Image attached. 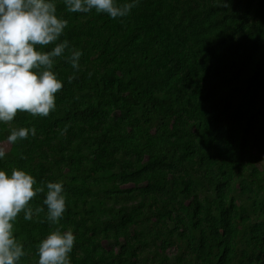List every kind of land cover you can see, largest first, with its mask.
<instances>
[{
    "label": "trees",
    "instance_id": "16d2710c",
    "mask_svg": "<svg viewBox=\"0 0 264 264\" xmlns=\"http://www.w3.org/2000/svg\"><path fill=\"white\" fill-rule=\"evenodd\" d=\"M56 5V107L0 121V168L45 189L13 221L18 264L57 227L74 232L72 264H264V0H139L117 18ZM20 127L35 134L10 143Z\"/></svg>",
    "mask_w": 264,
    "mask_h": 264
},
{
    "label": "clouds",
    "instance_id": "9594fccd",
    "mask_svg": "<svg viewBox=\"0 0 264 264\" xmlns=\"http://www.w3.org/2000/svg\"><path fill=\"white\" fill-rule=\"evenodd\" d=\"M139 0H64L69 11L105 12L112 18L130 13ZM68 24L58 17L56 0H0V121L12 120L18 110L46 116L56 107V93L63 81L53 71L55 58L65 53L69 41L60 37ZM59 41V42H57ZM56 42L51 50L43 45ZM82 50L74 49L68 59L79 68ZM35 134L31 129H13L7 137L15 142ZM5 149L0 148V158ZM35 177L29 172L14 168L9 174L0 168V264H18L25 255L24 246L13 232V221L24 211V219L31 220L33 209L29 202L43 186L34 187ZM43 204L47 206L48 220L59 223L66 209V194L62 182H47ZM37 213L44 211L37 206ZM75 242L71 229L60 227L51 231L39 243L38 264H72L70 253Z\"/></svg>",
    "mask_w": 264,
    "mask_h": 264
}]
</instances>
